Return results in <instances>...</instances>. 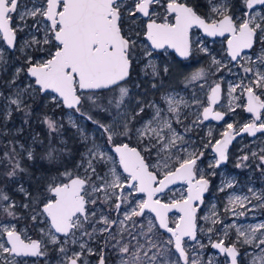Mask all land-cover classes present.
I'll return each mask as SVG.
<instances>
[{
  "label": "snow or ice",
  "instance_id": "obj_1",
  "mask_svg": "<svg viewBox=\"0 0 264 264\" xmlns=\"http://www.w3.org/2000/svg\"><path fill=\"white\" fill-rule=\"evenodd\" d=\"M217 37L223 38L220 58L208 47V38ZM0 42L7 46H0V70L14 68L0 82V121L21 113L27 124L33 106L44 102L50 110L79 114L104 141L98 144L70 115L85 149L75 159L77 153L61 138L63 122L45 112L44 139L34 135L25 145L13 138L3 146L0 264H28L27 258L48 264L50 247L58 264H90L91 256L96 264H107V253L117 264H214L202 255L209 246L238 264L240 245L260 249L251 264H264V223L226 225L224 238L213 241L215 226L223 223L215 205L208 215H198L212 184L209 177L216 175L199 166L205 151L215 153L208 169H218L228 161L236 136L264 134V0H0ZM16 52L19 67L11 59ZM173 53L184 60L197 53L210 58L207 67L184 76L185 88H200L205 99L193 94L189 101L162 90L170 66L156 61ZM233 68L243 75L233 73L238 82H229L226 92L223 77L209 83L210 76ZM145 82L161 93L159 98L141 91ZM225 98L226 106L221 105ZM193 107L195 119L185 123V110ZM237 108L251 114L239 129L227 123L215 139L209 128L199 143L189 135ZM251 155L264 165V148ZM38 161L48 169L36 176L31 169ZM25 177L32 181L28 187L21 182ZM176 184L185 187L173 191ZM233 187L227 182L218 190ZM249 192L251 198L230 196L225 212L244 216L253 199L264 206V195ZM25 220L28 225L18 228ZM29 227L39 238L27 235ZM229 228L236 239L226 243ZM205 232L207 245L198 237Z\"/></svg>",
  "mask_w": 264,
  "mask_h": 264
},
{
  "label": "rangeland",
  "instance_id": "obj_2",
  "mask_svg": "<svg viewBox=\"0 0 264 264\" xmlns=\"http://www.w3.org/2000/svg\"><path fill=\"white\" fill-rule=\"evenodd\" d=\"M27 2V0H24ZM206 2V0H205ZM16 23H19L17 21ZM31 23V21H29ZM27 29H25V32ZM199 36L200 34H196ZM26 38L25 33H18V41L23 43V40ZM222 39H208V47L212 50L214 55H217V58H220L222 55L223 45ZM0 46L6 48L5 45L0 42ZM6 55H11V51L9 50ZM20 56L19 52H16L14 56H11V59L15 65V67L20 66V61L17 59ZM209 57L204 56L203 54L197 53L190 58L186 63L178 62L173 54L158 58L156 63L163 66L165 63L170 66V74L164 77L162 90L167 91H175L179 92L180 95L184 96L185 99L191 101L193 94H195L200 99H205L204 91H202L198 87H188L185 88L184 76L195 71L200 67H207L209 63ZM229 67H232L229 65ZM11 69L9 71L0 70V82L2 80L7 79L11 75ZM233 73H237L239 76H242L243 73L238 72L236 68H233V72L230 73L228 71H221L216 73L214 76L209 77V83L212 80H219L220 77H223V88L225 92L228 87L229 82H238L237 75H233ZM134 78L140 79L142 77H136L134 74ZM207 87V86H205ZM149 91L148 98L151 99L153 96L155 98H159L161 93H154L149 89L147 82H145L144 89ZM221 105H227V99H223L221 101ZM33 115L29 118L31 121V125L24 124L23 122V114L14 113L12 120L9 121H0V152L4 150L3 146L8 143L9 140L13 138L19 140L21 143L25 145H29L32 143V137L34 135H38L41 139H44L47 135V128L41 122L43 113L47 112L48 115H54L56 119L61 120L64 124V130L62 133V139L67 142L70 148H73L77 153L75 159L79 158V153L83 152L85 149L83 147V143L81 138L76 132V129L71 127L69 123V116H72V119L76 120L81 127L85 128L86 132L90 137L94 136L97 139L98 144H103V138L98 131H96L95 126L87 123L85 120L79 117L78 114L71 113L70 110L64 109L59 110L54 109L50 110V106L45 105L44 102H40L37 105H34ZM220 110H224L220 108V105L217 106ZM188 112V118L185 120V123H189L191 120L195 119V113L198 111L195 107L192 109H186ZM251 119V116L246 113L242 108H237L235 113H230L226 116L225 120L222 123H214L213 121L205 122L204 125L200 126L196 132L190 133L191 138L196 142H201L207 139V132L209 128H211L213 132V137L215 139L220 138V134L225 130L227 123H233L234 126L239 129L244 123L248 122ZM23 127L24 131L22 133L17 134V129ZM4 133H7L5 135ZM47 143V141H45ZM36 148L37 152L42 151L39 145H33ZM264 148V134H258L255 137H248L247 135L239 137L235 140L232 147L229 150V158L225 165H222L218 169H208V164L211 162L215 155L208 149L205 151L204 158L202 162H200V168L203 169L206 173L209 171H215L216 175L209 177L212 181L209 192H207L205 196L204 204L200 208V212L198 215L204 216L208 215L212 211V206L215 205V211L219 214L220 219L223 221L222 224L216 225V232L211 235V240L215 241L223 236V229L226 225H232L235 223L237 226L248 227L250 225L254 226L259 223H264V206H260V202L255 199L252 200V204L248 207L252 209L251 211H246L244 216H233L231 213L225 212V207L228 203V198L233 195L239 196H249L252 197V193L249 192L251 188L257 194L264 195V165H260V161L257 157H253L251 155L252 152L260 153V149ZM244 155L249 156L248 161H241V157ZM26 164H32V162L25 161ZM238 163H241V167H236ZM48 169V165L45 161H38L32 165V172L39 176L41 172H46ZM25 187H28L32 181L28 180L25 177L22 181ZM232 182L233 188H226L225 191L221 192L218 189L225 183ZM185 186L179 185L173 187V191L183 190ZM10 194L14 196V198L19 201L22 199L21 194L9 190ZM253 205L256 207L253 208ZM238 211H244V209H238ZM177 213L172 214L171 216H176ZM0 219H4L0 217ZM13 223H16L13 221ZM200 224L206 229L208 227V222L200 221ZM25 225H28V221H20L18 223V228H22ZM33 239L39 238L38 232L32 230L29 227V231L27 233ZM259 235V234H258ZM198 237L202 243H209V236L205 233H198ZM236 239L235 230L233 228L228 229V236L225 238L226 243H230ZM94 247H98L99 245H93ZM239 251L240 256L238 257V264H251L252 256L254 254L258 255L260 249L254 248L250 245H240ZM202 251V255L205 260L211 258L214 261V264H229V261L225 255H220L215 252L210 246L204 248ZM23 258H17V260H22ZM36 258H27L28 264H32V261ZM90 264H96V257L91 256L88 257ZM36 264H44V259H40L36 261ZM48 264H58V254L54 252L51 247L49 248V257ZM107 264H117V258L111 254L107 253Z\"/></svg>",
  "mask_w": 264,
  "mask_h": 264
},
{
  "label": "water",
  "instance_id": "obj_3",
  "mask_svg": "<svg viewBox=\"0 0 264 264\" xmlns=\"http://www.w3.org/2000/svg\"><path fill=\"white\" fill-rule=\"evenodd\" d=\"M208 39H211V40H213L212 38H208ZM216 39V38H215ZM217 39H223V38H220V37H217ZM6 46V45H5ZM7 47V46H6ZM10 51H12V50H10ZM170 52H171V50H169ZM174 54V53H173ZM175 55V54H174ZM175 57L178 59V60H180V61H186V60H184V59H182V58H180L179 56H176L175 55ZM188 60V59H187ZM64 109H66V108H64ZM68 110V109H67ZM249 114V113H248ZM79 115V114H78ZM250 116H251V114H249ZM226 118V117H225ZM86 121V120H85ZM209 121H213L214 123H217V124H219V123H222L223 121H215V120H209ZM209 121H205V122H209ZM87 123H91V122H89V121H86ZM258 134H260V133H258ZM257 134V135H258ZM245 135H247L248 137H252V136H249L247 133H241L240 135H238V136H236L235 137V139L232 141V143L229 145V150H230V148L232 147V145H233V143L235 142V140L237 139V138H239V137H242V136H245ZM228 150V151H229ZM214 155H215V153H214ZM227 163V162H226ZM226 163H224V164H222V165H225ZM221 165V166H222ZM179 185H182V184H176V185H173L172 186V188L173 187H176V186H179ZM206 194L207 193H205V196H206ZM205 201V200H204ZM202 206V205H201ZM175 212H173V213H171L170 215H172V214H174ZM178 214V213H177ZM215 252H217L218 254H220V255H225L226 256V254H222V253H220L217 249H213ZM227 257V256H226ZM239 257V256H238ZM227 259H228V261H229V264H230V258L229 257H227Z\"/></svg>",
  "mask_w": 264,
  "mask_h": 264
},
{
  "label": "flooded vegetation",
  "instance_id": "obj_4",
  "mask_svg": "<svg viewBox=\"0 0 264 264\" xmlns=\"http://www.w3.org/2000/svg\"><path fill=\"white\" fill-rule=\"evenodd\" d=\"M201 2H202V3H206L205 0H201ZM194 31H196V30H194ZM197 33L200 34L199 31H196V34H197ZM210 40H211V39H210ZM173 56H174V58H175L178 62H181V63H186V62L189 61L190 58H191V57H190V58H189L188 60H186V61H180V60H178V59L175 57L174 54H173ZM90 124H91V123H90ZM41 259H42V258H41Z\"/></svg>",
  "mask_w": 264,
  "mask_h": 264
},
{
  "label": "trees",
  "instance_id": "obj_5",
  "mask_svg": "<svg viewBox=\"0 0 264 264\" xmlns=\"http://www.w3.org/2000/svg\"><path fill=\"white\" fill-rule=\"evenodd\" d=\"M59 110H63V108H60ZM28 123H29L28 125L30 126L31 125L30 119H29Z\"/></svg>",
  "mask_w": 264,
  "mask_h": 264
}]
</instances>
